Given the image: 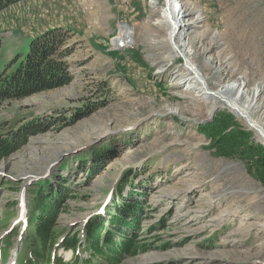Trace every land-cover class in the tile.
I'll use <instances>...</instances> for the list:
<instances>
[{"label":"rangeland","instance_id":"374dc122","mask_svg":"<svg viewBox=\"0 0 264 264\" xmlns=\"http://www.w3.org/2000/svg\"><path fill=\"white\" fill-rule=\"evenodd\" d=\"M181 2L190 5L189 17L203 18L191 42L199 65L211 57L220 70L204 71L209 82L246 75L250 87L260 85L261 120L264 0ZM164 5L21 0L0 12L2 68L56 29L70 76L62 87L0 104V140L37 127L0 158V264H42L31 253L32 230L24 231L40 190L61 194L54 247L45 255L52 264L99 263L86 227L127 204L141 209L139 227L129 233L146 250L123 255L119 264H264V139L224 106L206 114L209 93L198 104L169 74H155L168 56L166 29L154 24ZM181 61L173 59L172 69ZM170 107L180 114L167 113ZM101 151L110 159L104 165L94 157ZM71 238L77 262L63 246Z\"/></svg>","mask_w":264,"mask_h":264},{"label":"trees","instance_id":"16d2710c","mask_svg":"<svg viewBox=\"0 0 264 264\" xmlns=\"http://www.w3.org/2000/svg\"><path fill=\"white\" fill-rule=\"evenodd\" d=\"M19 1L21 0H0V12ZM60 33L55 29L40 34L25 54L22 56L16 54L4 68L0 66V104L5 100H20L38 92L62 87L69 82L68 67L62 60L67 55L58 52V48L63 44V35ZM34 127L37 128L33 124L27 125L16 131L9 139L0 140V158L7 156L20 143H24L29 136L35 134L37 131L32 130ZM228 142L237 143V139L231 138ZM94 157L97 158L99 165H104L110 160L106 151L95 153ZM60 198L59 191L44 196L43 191L40 190L34 198L33 210L25 230V232L32 230L31 235L29 233L30 246L34 247L31 253L34 252L35 258H40L42 264L54 263L51 257L49 259V256L45 257V255H49L54 247L53 228L58 209L57 201ZM139 208L135 204H127L115 208V214L109 215L108 220L104 222L88 223L86 237L91 254L101 260L97 264H119L123 255H133L137 251L146 250L144 245H135L136 236L134 233H129L139 227L138 214L141 212ZM115 234L123 239L116 240ZM75 240V238L66 240L63 246L73 251V257L77 262ZM82 264L94 263L87 261Z\"/></svg>","mask_w":264,"mask_h":264},{"label":"bare ground","instance_id":"6f19581e","mask_svg":"<svg viewBox=\"0 0 264 264\" xmlns=\"http://www.w3.org/2000/svg\"><path fill=\"white\" fill-rule=\"evenodd\" d=\"M164 2L162 15L156 19L154 24L158 29H166L165 41L168 56L162 58L159 62L161 65L155 74H169L172 85L185 88L183 91L189 93L192 101L198 104H202L201 102L204 100L201 98L202 95L209 93L210 96L207 99L210 102V107L207 109L206 114H210L217 107L224 106L244 121L249 129L255 131L260 138L264 139V123L261 122V120L264 121V111L260 114L261 120L256 116L262 109L258 104V97L262 94L263 88L260 85L250 87L246 75L244 77H235L228 83L213 86L204 71L213 70L212 74L216 76L220 70L215 68L211 57L205 58L203 63L199 65L195 61L196 49L191 42V37L197 35L195 31L202 27L203 18L199 17V14L189 17L191 10L188 7L190 5L181 2V0H177L178 3H174V0H164ZM156 3L157 0H151L153 8ZM216 37H219V35ZM179 58L182 59L181 63L172 69L173 64L171 61ZM221 71H224L223 68ZM166 112L170 115H178L181 112V108L170 107L166 109ZM24 177L28 181L29 176L24 175Z\"/></svg>","mask_w":264,"mask_h":264},{"label":"built area","instance_id":"2783aa9c","mask_svg":"<svg viewBox=\"0 0 264 264\" xmlns=\"http://www.w3.org/2000/svg\"><path fill=\"white\" fill-rule=\"evenodd\" d=\"M82 8V12L83 13H86L87 11H86V8H83V7H81Z\"/></svg>","mask_w":264,"mask_h":264}]
</instances>
